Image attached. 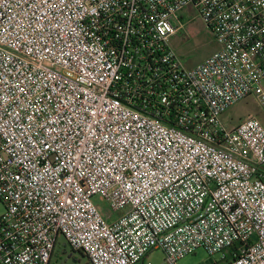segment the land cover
<instances>
[{
    "label": "built area",
    "instance_id": "built-area-1",
    "mask_svg": "<svg viewBox=\"0 0 264 264\" xmlns=\"http://www.w3.org/2000/svg\"><path fill=\"white\" fill-rule=\"evenodd\" d=\"M188 8L219 44L191 67ZM249 96L264 0H0V264H51L59 237L91 264H264V124L222 119Z\"/></svg>",
    "mask_w": 264,
    "mask_h": 264
},
{
    "label": "rangeland",
    "instance_id": "rangeland-1",
    "mask_svg": "<svg viewBox=\"0 0 264 264\" xmlns=\"http://www.w3.org/2000/svg\"><path fill=\"white\" fill-rule=\"evenodd\" d=\"M183 27L170 40V45L177 51L187 66H193L206 59L219 48L212 32L201 21L197 13L192 9L184 10L180 15ZM255 115L264 124V108H262L253 96H249L236 103L223 116L222 119L228 125L238 124L248 115ZM95 201L105 211L107 203ZM5 211V206L0 200V217ZM117 213L114 214V217ZM146 261L153 264H168L165 253L153 250L146 257ZM222 264V253L210 255L205 249L199 248L195 253L181 259L178 264ZM51 264H91L88 258L79 251H74L68 243L59 237L51 258ZM138 264H145L140 262Z\"/></svg>",
    "mask_w": 264,
    "mask_h": 264
},
{
    "label": "trees",
    "instance_id": "trees-1",
    "mask_svg": "<svg viewBox=\"0 0 264 264\" xmlns=\"http://www.w3.org/2000/svg\"><path fill=\"white\" fill-rule=\"evenodd\" d=\"M75 251V250H74ZM82 255H84L82 252H80ZM85 256V255H84ZM232 256V252H230V250L228 251V254L226 256L225 260H229V258ZM214 264H218V263H214Z\"/></svg>",
    "mask_w": 264,
    "mask_h": 264
}]
</instances>
